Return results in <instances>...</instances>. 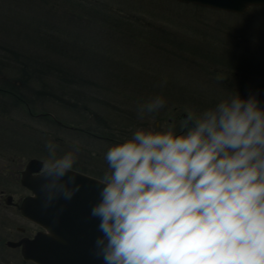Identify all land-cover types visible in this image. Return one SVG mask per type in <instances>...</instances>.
Here are the masks:
<instances>
[{
	"label": "rangeland",
	"instance_id": "374dc122",
	"mask_svg": "<svg viewBox=\"0 0 264 264\" xmlns=\"http://www.w3.org/2000/svg\"><path fill=\"white\" fill-rule=\"evenodd\" d=\"M67 1L0 0V54L10 56L11 49L30 56L43 54L49 61L57 63L66 76L71 72L84 76V80L97 82L112 91L111 94L116 99L144 104L155 96H161L170 104L159 111L160 116L143 115L141 118L139 114L133 119L123 118L121 124L132 123L123 128L118 129L117 124L111 125L106 130L114 133L115 140L112 141L89 136L78 128H69V125L81 127L84 123L79 121L72 107H62L58 100L47 101L45 105L43 101L35 100L36 98L29 99V104L22 106L24 110L25 107L28 109L29 114L18 106L6 107L13 101L2 97L0 264H35L23 260L18 248L7 246L3 240L12 239L19 234L15 229L16 225L24 226L27 232L36 228L35 224L20 216L15 206L5 203L4 197L9 194L10 201L17 202L21 194L26 192L19 183V174L15 169L21 168L29 157L40 158L44 164L48 156L46 145L49 141L58 145V156L73 151L74 146L79 147L75 164H79L82 153L85 152L88 168L94 169V164L97 163L103 176L108 170L104 153L113 144L131 138L138 128L164 130L168 125L174 124L175 130H179L183 120H175L174 116H178L180 111L199 115L236 93L241 92L240 95L244 98L256 95L258 84L264 80V7L250 6L243 13H235L177 0H91L105 2L140 18L134 25L138 31H155L153 36L132 31V35H128L129 40L117 32L119 30L113 31L114 47L110 49L103 40L104 34L111 35L110 25L97 24L98 20L93 15L83 14ZM116 18L120 23L127 20L130 25L128 29L132 26L130 19ZM46 28H51V36L44 38L47 33L43 29ZM118 29L123 31L122 28ZM53 35L56 36L54 39ZM162 37L165 42H158L163 41ZM149 39L160 46L156 47L159 48L157 53H150L148 47L143 49L148 46L145 40ZM171 39L188 44L185 59L178 62L176 55H171L177 54V49L180 50L175 44H170ZM62 44L76 47L69 45L70 49H63L60 46L59 50L58 45ZM135 51L140 56L145 54L142 62L133 59L137 54ZM100 52L110 54L107 57L109 63L93 58L100 56ZM6 63L3 62L4 65ZM116 73H120L119 76ZM12 76L10 77L13 78ZM31 83L33 85L30 86L34 88L45 87L36 78ZM141 86L145 88L142 92L139 91ZM166 86L174 88L177 97L171 96ZM246 86L251 87L249 92L240 89ZM32 90L34 89L29 91ZM82 90H87L89 96H94L90 86L87 89L82 87ZM29 91L27 94H33ZM261 99L264 101V94ZM213 102L216 103L212 104ZM173 104L177 108L175 113H172ZM127 106L126 103V108ZM46 112L51 118L45 116ZM94 114L98 117L105 116L103 111ZM90 117L94 116L90 114Z\"/></svg>",
	"mask_w": 264,
	"mask_h": 264
},
{
	"label": "clouds",
	"instance_id": "9594fccd",
	"mask_svg": "<svg viewBox=\"0 0 264 264\" xmlns=\"http://www.w3.org/2000/svg\"><path fill=\"white\" fill-rule=\"evenodd\" d=\"M155 96L138 112L159 113ZM164 130L138 128L104 153L89 218L104 264H264V107L239 93ZM43 207L80 190L79 147L49 141ZM72 173V175H69ZM67 177V179H65Z\"/></svg>",
	"mask_w": 264,
	"mask_h": 264
},
{
	"label": "trees",
	"instance_id": "16d2710c",
	"mask_svg": "<svg viewBox=\"0 0 264 264\" xmlns=\"http://www.w3.org/2000/svg\"><path fill=\"white\" fill-rule=\"evenodd\" d=\"M68 1L67 2L69 4H73L78 9H80L83 14L87 13V14L93 15V18L94 19L96 18L95 20H98L97 24L110 25L109 34L111 35L104 34L103 32V34L105 35L103 37V40H105L104 42L106 43L107 48L112 49L114 47V43L112 40L113 31L116 32L117 30H119L117 32L122 33L124 35L123 37L128 38V40L130 36L132 35V31H135V33H140V34L141 32H143L144 34H147L148 36L154 35L155 31L153 29H150L148 31L146 30L147 33H145L144 31H138L134 25L140 20V18L130 15L131 13L123 12L121 9H118V7H114L105 2L102 3V2L91 1V0H75V1L68 0ZM257 6H260L259 8L264 7V5H257ZM116 17L130 19L131 20L130 24H132L130 29L127 28L128 26H130L127 23V20L120 23L117 21L118 18ZM132 27H135V29H132ZM92 28L94 27H91V29ZM118 28H122L123 31H121ZM43 31L47 33L46 35L43 36L44 38L46 36L48 37L51 36L50 34L51 28L43 29ZM53 36L54 37L52 38L54 39L56 36L55 35ZM41 40L43 41V39ZM161 40L163 41H158V42H161V43L165 42V38ZM171 40L172 41H170V44H173V45L175 44L178 48H180V50H178L177 47H175V49H177V54L175 53L171 55H176V59L178 62L181 61L182 59H185L187 55V51L185 50L187 48L186 45L188 46V44H186L185 42L182 43V42L176 41L174 39H171ZM145 42H146V45L148 46H144L143 49H146L148 47L149 49L148 51L150 53H157L159 51L158 50L159 48H156V47H160V46L157 44H154V42H152L151 39L145 40ZM69 45H71V47H76V46H73L72 44H62V45H58V49L59 50L61 48L65 49L67 47L68 49H70L71 47ZM103 48L104 47H101V49ZM9 52L11 53L10 56L7 54H0V99H2V97H7L11 101H13L9 103L6 107L18 106L24 110L22 106L24 105L27 106V104H29V99L33 100V98H36L35 100H41L43 101V104L45 105H47V101L49 102V101L58 100L62 107L69 108V109L70 107H72L74 114L78 115L79 121L81 120L84 123L83 126L81 127H84L96 133L97 135H102L104 139L112 140V141L115 140L114 133L106 129H110L109 127H112L111 125H114V124H117L118 129L121 127L123 128V126L127 124H132L131 122L121 124V120L123 118L128 117V118L133 119L135 116H139L138 108L141 105V103L126 102L127 100H124L125 101L124 102L123 100L116 99L111 94L112 91H110L106 87L99 85L97 82H91V81L89 82V80H84L83 78L84 76L76 75V73L71 72L69 76H66L65 72H62L61 67L57 66L58 65L57 63H53L49 61V59H47L48 57L44 56L43 54H39L36 56H30L27 53L25 54L16 53L17 51L14 52L13 49L9 50ZM135 53L137 54L136 56H133V59H136L139 62H142L141 60L145 59V54H141L140 56L139 52L135 51ZM105 55L100 52V56L96 55L93 58H98V59H101L102 61H105L106 63H109L110 61L107 57L110 54H105ZM4 61L7 62L5 65L3 64ZM119 74L120 73H116L115 75L119 76ZM6 75H10V76L13 75L12 77L14 79ZM83 75H86V74H83ZM35 78L39 80L41 84H44L45 87L44 88L43 87H40V88L31 87L30 85H33L31 81ZM151 83L153 82L151 81ZM88 85L90 86V88L93 89L94 96H89L87 90H82V87H84L85 89L89 88ZM156 87L159 88V86L157 85ZM166 87H167L166 88L167 92L171 94V96L177 97L178 94L176 95L174 88H170L168 86ZM76 88L81 89V90H77ZM31 89H34V90L29 91ZM144 89L145 88L141 86L139 88V91L142 92V90ZM240 89H243L249 92L251 90V87L246 86L245 88L241 87ZM27 91L33 94H27ZM239 94H241V92H239ZM180 96L183 97V95H180ZM185 97L187 96H184V98ZM1 103L2 102H0V106H2ZM126 103L128 105L127 108H126ZM215 103L216 102H213L212 104H215ZM169 104L170 103L166 102L165 107H167V105ZM165 107L164 109H166ZM176 109L177 108L175 106L172 107V110H173L172 113H175ZM24 111L28 113V109L26 107ZM93 111L94 112L103 111L104 112L103 115L105 116H102V115H99V117L95 116ZM90 114H92V116L94 117L93 118L90 117ZM145 115L160 116L159 113L145 114ZM179 115L181 116V111H180V114H178V116ZM45 116L51 118V115L48 113ZM99 120L102 122H99Z\"/></svg>",
	"mask_w": 264,
	"mask_h": 264
},
{
	"label": "water",
	"instance_id": "95a60500",
	"mask_svg": "<svg viewBox=\"0 0 264 264\" xmlns=\"http://www.w3.org/2000/svg\"><path fill=\"white\" fill-rule=\"evenodd\" d=\"M177 1L235 13H243L252 5H264V0ZM263 86L264 81L256 88V96L262 107ZM181 115L185 117L187 113L182 112ZM41 166V159L27 158L20 170L19 182L29 189L30 193L24 195L18 202H11L9 194L4 197L6 203H13L23 217L41 228L30 237L6 239L5 244L9 247L18 246L21 258L35 264H104L102 259L94 256L93 243L100 234L97 231L98 221L89 218L91 206L98 198L97 183L100 179L73 169L72 172L77 177L76 182L81 185L80 190L71 200L59 199L45 209L41 192L45 178L41 175L44 171Z\"/></svg>",
	"mask_w": 264,
	"mask_h": 264
},
{
	"label": "flooded vegetation",
	"instance_id": "af4514ba",
	"mask_svg": "<svg viewBox=\"0 0 264 264\" xmlns=\"http://www.w3.org/2000/svg\"><path fill=\"white\" fill-rule=\"evenodd\" d=\"M264 80H262L261 82H263ZM260 82V83H261ZM263 88H264V86L262 87V89H261V97H262V95L264 94V92H263ZM263 101V100H262ZM28 113L29 114H31L29 111H28ZM40 113H44V112H40ZM181 114H182V112H181ZM188 115V114H187ZM187 115L185 116V117H183L182 115L180 116V117H177V115H175L174 116V118H175V120H179V119H182L183 121L187 118ZM53 120H55L54 118H52ZM169 121H171V119L169 118L168 119ZM58 124L60 123L58 120H55ZM62 126H64V124H61ZM67 126V125H66ZM69 128H78L81 132H84V133H86V134H88L89 136H92V137H96V138H104L102 135H97L96 133H94V132H92V131H90V130H88V129H86V128H84V127H78V126H68ZM177 133H180L181 131H182V129L180 128L179 130H175ZM83 150H85V149H83ZM98 158H101L100 156H98ZM40 159V158H39ZM100 160V159H99ZM41 161H42V166H41V168H43V160L41 159ZM87 164H88V161H87V157H86V153L84 152V153H82V158H81V160H79V164L78 165H74V170H77V171H79V172H81V173H84V174H86V175H90V176H93V177H95V178H98V179H100L102 176H101V174H100V170H99V168H98V166H97V163H95L94 164V169H89L88 168V166H87ZM24 166V164L22 165V167ZM22 167L21 168H17V169H15L16 171H18V174L20 175V170L22 169ZM40 170V169H39ZM38 170V171H39ZM34 173H36V172H34ZM20 183V182H19ZM20 185L26 190V192L25 193H23V194H21V197L19 198V200L24 196V195H26V194H28V193H30V190L29 189H27L25 186H23L21 183H20ZM4 197V196H3ZM11 198V197H10ZM18 200V201H19ZM17 201V202H18ZM5 202V201H4ZM11 202H13V201H11ZM7 203V204H11V205H13V206H15L13 203ZM6 203V202H5ZM15 208H16V206H15ZM17 209V208H16ZM18 213H19V211H18ZM20 214V213H19ZM20 216L21 217H23L21 214H20ZM25 220H27V221H29L30 223H32V224H35V226H36V228L33 230V231H29V232H27L26 231V228L24 227V226H21V225H16L15 226V229L18 231V235H16L14 238H12L11 240H16V239H18V238H20L21 236H27V237H30L36 230H38V229H40L41 227L38 225V224H36L35 222H32L31 220H29V219H27V218H25V217H23ZM4 240V242H5V238L3 239ZM16 248H18V250H19V247L18 246H16Z\"/></svg>",
	"mask_w": 264,
	"mask_h": 264
}]
</instances>
